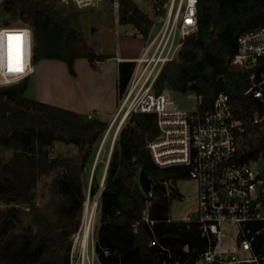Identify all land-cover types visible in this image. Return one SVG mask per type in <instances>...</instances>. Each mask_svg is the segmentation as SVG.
Listing matches in <instances>:
<instances>
[{
	"label": "trees",
	"instance_id": "16d2710c",
	"mask_svg": "<svg viewBox=\"0 0 264 264\" xmlns=\"http://www.w3.org/2000/svg\"><path fill=\"white\" fill-rule=\"evenodd\" d=\"M105 1L111 6L114 0ZM82 15L81 9L60 0L0 3V26L31 29L33 64L61 61L72 77L78 59L98 70L100 63L116 57L97 53L85 41ZM116 19V25L132 26L144 39L155 24L134 0H119L117 18L109 15L110 24ZM262 27L264 0H198L197 30L185 37L154 90L201 97V111L210 109L219 93L228 94L247 126L238 160L261 162L264 177V119L253 123L260 105L247 92L251 75L259 78L264 72V58L253 69L233 64L238 37ZM134 67V62L118 64L120 100ZM28 88V79L0 88V264H71L73 237L84 215L86 164L109 123L29 98ZM158 133L156 116L148 113L131 114L118 133L102 187L92 191H99L94 242L98 264H195L208 249L209 240L193 216L171 218L173 202L183 197L177 182L190 179L189 168L154 163L148 143ZM57 143L73 145L79 154L53 158L50 149ZM141 171L152 180L149 195L140 187ZM44 177L52 178L50 200L40 207L36 191Z\"/></svg>",
	"mask_w": 264,
	"mask_h": 264
},
{
	"label": "built area",
	"instance_id": "2783aa9c",
	"mask_svg": "<svg viewBox=\"0 0 264 264\" xmlns=\"http://www.w3.org/2000/svg\"><path fill=\"white\" fill-rule=\"evenodd\" d=\"M61 1L77 9H87L103 0ZM146 1L158 5L156 0ZM113 6L118 11L119 0H114ZM197 6L198 0H167L159 5L157 9L161 13L156 31L144 39L142 55L133 61L135 67L129 85L110 128L117 121L123 125L133 113L154 114L159 133L148 143L154 163L161 168H189L198 197L186 220L193 216L209 240L208 249L195 264H262L264 242L259 245L258 238L264 236L263 164L238 160L240 137L247 132V126L236 114L229 95L219 93L212 107L205 111L199 109L202 98L196 96L197 108L187 111L175 107L168 90L161 93L154 90L164 67L175 59L185 37L197 30ZM133 34L141 37L136 29ZM263 58L264 27L238 37L233 64L253 69ZM34 74L31 29L0 26V88L20 83ZM250 82L247 92L260 105L253 118V123L258 124L264 119V72L259 78L253 73ZM229 223L236 226L237 246L233 249L224 243L223 229ZM72 255L73 249L71 264H87L83 249L75 261Z\"/></svg>",
	"mask_w": 264,
	"mask_h": 264
},
{
	"label": "rangeland",
	"instance_id": "374dc122",
	"mask_svg": "<svg viewBox=\"0 0 264 264\" xmlns=\"http://www.w3.org/2000/svg\"><path fill=\"white\" fill-rule=\"evenodd\" d=\"M1 1L2 0H0V3ZM134 1L139 5L141 10H143L152 19H154L155 24L149 33V35H153L156 31V23L157 21H159L158 18L161 13L157 8L159 7V5H164L167 0H156L158 5L148 3L146 0ZM161 1H163V3H161ZM81 10L83 11V15L81 16V23L85 41L90 44V46L97 53L116 54L118 51V39L121 36H125L126 33L122 30L123 26L116 25L117 19L113 24H110L109 15L117 18V11L114 6H109L107 4V1L103 0L93 7ZM162 15L163 13L161 14V16ZM13 26L17 25L14 24ZM115 36L116 46H114ZM133 37L136 39L138 38V40L141 41L144 49V39L138 36ZM178 41L179 39L177 38L175 43L177 44ZM84 60L86 61V59ZM34 67L35 74L28 79V97L43 103L70 109L71 75L66 63L56 60H43L38 62L37 64H34ZM74 70L76 71L75 68ZM78 70L80 69H77V73H79ZM169 92L174 99L176 108L187 111H191L197 108V98L194 94H179L176 92ZM119 103L120 99L118 98L117 93L116 110ZM89 116L95 117L93 115ZM112 120L109 122L106 132L93 144L91 155L86 164V169L83 177L86 188V201L82 225L78 233L73 237L74 247L72 256L73 260L75 261V259H77L79 255H81V251L83 249V247L81 249V241L83 243L82 238H84L86 230H88L86 244V257L88 258L87 264H98L94 252V238L95 229L98 225L99 219V191L96 194H93L92 191L93 189H95V187H100L102 185L114 142L117 139L118 133L122 127V125L120 126V121H117L113 125V127L110 128ZM78 154V149L75 146L65 145L62 143H57L50 149V155L53 158L77 157ZM51 181V177H44L38 184L36 191V203L40 207H45L49 203V188ZM176 187L183 197L181 200L173 202L170 215L173 220H183V218H185L187 215H191L196 206L198 197L197 184L195 181L187 179L177 182ZM235 231L236 226L231 223L227 224L223 229V233L225 234L224 243L230 249H233L237 246V243L235 241Z\"/></svg>",
	"mask_w": 264,
	"mask_h": 264
},
{
	"label": "crops",
	"instance_id": "0c3cea01",
	"mask_svg": "<svg viewBox=\"0 0 264 264\" xmlns=\"http://www.w3.org/2000/svg\"><path fill=\"white\" fill-rule=\"evenodd\" d=\"M122 30L126 34L118 39L116 57L99 64L98 70H94L87 60L78 59L75 61L74 68L76 71L78 68L81 71L78 70L79 73L75 71V77L70 76V109H64L93 115L107 123L112 120L115 111H117L118 64L133 62L143 52V44L138 38L133 37L135 35L132 26H123ZM188 217L187 215L183 220Z\"/></svg>",
	"mask_w": 264,
	"mask_h": 264
},
{
	"label": "water",
	"instance_id": "95a60500",
	"mask_svg": "<svg viewBox=\"0 0 264 264\" xmlns=\"http://www.w3.org/2000/svg\"><path fill=\"white\" fill-rule=\"evenodd\" d=\"M138 180H139V184H140V187L143 190V192L146 195H149L151 193V190H152V180L148 177V175L144 171H141L139 173ZM102 184H103V182H102ZM101 187H102V185H101Z\"/></svg>",
	"mask_w": 264,
	"mask_h": 264
},
{
	"label": "bare ground",
	"instance_id": "6f19581e",
	"mask_svg": "<svg viewBox=\"0 0 264 264\" xmlns=\"http://www.w3.org/2000/svg\"><path fill=\"white\" fill-rule=\"evenodd\" d=\"M87 235H88V230H86V233H85L84 238H83V243H82V247H83L84 252H86Z\"/></svg>",
	"mask_w": 264,
	"mask_h": 264
},
{
	"label": "snow or ice",
	"instance_id": "6c2138e0",
	"mask_svg": "<svg viewBox=\"0 0 264 264\" xmlns=\"http://www.w3.org/2000/svg\"><path fill=\"white\" fill-rule=\"evenodd\" d=\"M12 38H13V37H12L11 35L8 37L9 40H11ZM16 38L19 39L18 36H17Z\"/></svg>",
	"mask_w": 264,
	"mask_h": 264
}]
</instances>
